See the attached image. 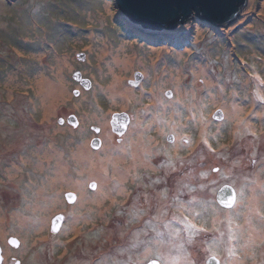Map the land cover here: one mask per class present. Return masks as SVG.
Instances as JSON below:
<instances>
[{
	"label": "rangeland",
	"instance_id": "374dc122",
	"mask_svg": "<svg viewBox=\"0 0 264 264\" xmlns=\"http://www.w3.org/2000/svg\"><path fill=\"white\" fill-rule=\"evenodd\" d=\"M119 52L132 63L114 62L111 68ZM228 52L238 60L229 61ZM81 53L86 61L79 60ZM207 58L217 78L229 81L222 97L238 95L248 107L243 118L253 112L249 99L257 97L261 113L253 127L227 116L224 101L214 103L203 77L195 80L193 66ZM242 67L246 74L255 68L259 78L246 81ZM136 70L146 76L138 90L128 81L141 76L133 75ZM77 71L93 82L90 91L73 79ZM42 74L53 87L62 83L67 91L47 116L45 93L37 85ZM115 78L133 95L114 98ZM177 85L188 94L181 97ZM193 87L200 108L192 105ZM154 90L162 93L161 100H153ZM166 91L172 96H163ZM120 110L135 114L136 122L117 144L110 123ZM72 116L77 127L67 121ZM92 125L104 130L97 149L91 146ZM171 134L176 142L169 140ZM112 153L125 154L126 161L114 166ZM92 160L103 161L115 200L97 198L89 187L95 182L99 189L100 183L89 178ZM118 166H130L127 178L115 173ZM72 180L85 182L86 198L67 185ZM134 180L153 199L147 207L126 203L137 199L129 196L136 191ZM228 184L242 203L224 214L212 201ZM71 191L78 193L75 205L66 202ZM251 196L256 198L253 210ZM206 204L210 219L194 212ZM0 212L8 216L5 239L0 236L4 264L18 259L21 264H142L154 256L164 264H205L212 256L207 250L225 264H264V0H247L228 25L195 16L174 29L136 23L116 0H0ZM60 215L69 221L55 238L53 220ZM76 217L78 233L72 227ZM131 231L135 235L128 239ZM11 238L21 242L20 250L10 248ZM214 240L221 244L218 250L211 249Z\"/></svg>",
	"mask_w": 264,
	"mask_h": 264
},
{
	"label": "water",
	"instance_id": "95a60500",
	"mask_svg": "<svg viewBox=\"0 0 264 264\" xmlns=\"http://www.w3.org/2000/svg\"><path fill=\"white\" fill-rule=\"evenodd\" d=\"M246 1L247 0H116V3L119 9L136 23L150 27H168L174 29L179 25L187 23L194 15L200 16L203 20L211 22L216 26L228 25L242 12ZM78 58L80 61H85L86 54L81 53L78 55ZM140 77H138V79ZM73 79L79 82L85 90H90L92 88V81L83 78V74L80 71L74 73ZM74 94L75 96H79L80 90H75ZM169 95L171 94L169 93ZM217 117L222 119L223 113L220 111ZM113 118H118L124 126L123 130L119 131V134L123 135L129 124V115L121 113L115 115ZM67 121L74 127H77L79 124L75 116L68 118ZM63 122L64 120L61 119L60 123L62 124ZM93 131L98 134L99 128L94 127ZM170 139L173 140L174 136H170L169 140ZM91 146L94 149L99 148L101 146V140L99 138L94 139ZM93 184L95 187L90 186V188L95 190L97 184L94 182L91 185ZM66 198L70 203H73L76 199V195L68 193ZM217 198L221 206L232 208L236 201V191L231 185H225L218 192ZM63 219V215H60L53 220L52 229L55 232L60 230ZM9 244L13 247H17L19 246V241L15 238H11L9 239ZM3 262V250L0 245V264H3ZM150 264L159 263L151 262ZM208 264H220V262L217 258H212L208 261Z\"/></svg>",
	"mask_w": 264,
	"mask_h": 264
},
{
	"label": "bare ground",
	"instance_id": "6f19581e",
	"mask_svg": "<svg viewBox=\"0 0 264 264\" xmlns=\"http://www.w3.org/2000/svg\"><path fill=\"white\" fill-rule=\"evenodd\" d=\"M101 51H102L103 58H104L105 53L107 51L106 45H103V48L101 49ZM228 56H229L228 59L231 62H233L232 60H238V57H236L234 55L232 56L230 53L228 54ZM242 60H240L239 63L241 65H244L243 64L244 60L243 61ZM114 62L115 63L116 62L117 63H120V66L127 65V63H129L131 65V63H132V62H130L129 57L121 55L120 52L114 58V61L111 62V66H110L111 68H112V64ZM153 62H155V59H153ZM198 62L199 63L197 65H194L193 66L194 71H196L195 72V80L198 82L199 78L201 76L203 77L202 83L205 84V85H207L209 87V92L212 95V98H213L214 103L217 104V105H219L220 104V100H221V102L224 101L223 108H224L225 114L227 116L230 117L231 115H235V118H236L235 121L237 122V124H241L242 122L246 121V124L248 126L253 127L252 123L254 122V120L256 119V117L258 116V114L261 113V110H260L261 108L258 109L259 108V105H256V100L255 99L257 97L254 96L253 98H250L249 99V100H251L250 101V106L253 107V112H252V114L251 113H248V115H246L245 118H243V115L247 111L248 107L244 105V102L240 103L238 101V99H239L237 97L238 95H235L236 97H234L233 99H228V100H225V98L222 97V93L224 91H226L227 85L229 86V81L226 79L224 81V83H223V82H221L217 78V76L211 71V69L209 67V58H207V59H201ZM249 65H250L249 63L248 64H245L246 67L249 66ZM193 69H192V71H193ZM248 70H249L248 71V74H246L244 68L242 67V72L246 74V81L251 82V81L256 80L257 78H259L257 76H260V74L259 73L256 74V69L255 68L249 67ZM119 79L120 78H115V80L113 81V85L110 88V92H111L112 96L114 98H116V99L119 96L122 97L123 99H126V98L132 96L134 91L130 92L126 86H122L121 81ZM199 81H201V80H199ZM50 82L51 81L49 80V78H47L46 75H44V74H42L40 76L39 81L37 82V85H38L39 90L42 93H45L44 100H45V104L46 105H45V109L44 110H45V115L46 116L49 115L54 110V107L56 105L55 104V101L56 100H59V99H62V98H64L67 95V91L65 89V85H63L62 83L61 84L58 83V86H54L53 87L50 84ZM246 85L247 84H245L244 87H246ZM259 86L260 87L262 86V82L259 83ZM182 87L183 86H181V85H177L176 86V90L179 92V95L181 97H184V94H188L189 89L182 88ZM234 94H235V90H232L231 95H234ZM9 95H11V93H9ZM190 95L193 97V99H192V105L193 106H196L197 108H200V106H199L200 103L197 100V96L199 94L197 95V93H195V87L192 88V93ZM203 95H205V94H203ZM105 149H107V146L106 145H105ZM135 151H136V149H135ZM140 151H142V150H140ZM140 151L138 150L136 152L139 153ZM109 156H111V158H112L111 162H112V164L114 166H117L121 162L124 163L126 161L125 160L126 159V155L125 154H123V155L118 154V155L115 156L114 153H112ZM142 158H143V155L142 154H139V155L137 154L136 159L142 160ZM88 166L94 168V169H90L89 170V178L90 179H93V178L95 179L96 178L97 181L99 179V181L101 183V184L99 183V189H97V191L95 192V197H97V198L98 197H101L103 199L110 198L111 200L112 199L115 200L116 197H114V195H113L114 192H111V190L107 188V187H109L108 180L110 181L111 178H108L106 175L103 174V170H102L103 167H104L103 161L102 160H99V163L98 162L95 163V161L92 160L88 164ZM59 170H60V168H59ZM131 170L132 169L130 168V166H127V169L126 170L119 169V166L118 167H115V173L119 174V176H121V177H126V178L128 177V173H130ZM61 176H63V175L60 174L58 178H60ZM84 183L83 182L82 183H80V182H76L75 183V181L72 180L71 182L67 183V185L68 186L75 187L78 190H81L82 191L83 189H81V188L84 186L83 185ZM122 190L123 189H120L119 191L122 192ZM81 193H83V191ZM85 195H86V193H83L82 194V198H86ZM141 195H142L141 198H144V197L148 198L150 196V193L146 191V192H142ZM252 196H255V195H252ZM251 197H250V199H252V200L253 199L254 200L256 199V198H253V197L251 198ZM82 200H84V199H82ZM85 200H90V201L95 202L94 199H85ZM101 200L102 199H100V201ZM254 200L252 202L250 201L252 203L251 204L252 210H253V208L255 209V207H256V200L255 201ZM247 211L249 213L250 208H248ZM7 217H8L7 215H3L0 212V236H1V239H5V236H6L5 235V230H4L5 229V227H4L5 223L3 222V220L5 218H7ZM73 219L75 220V222L72 224V227L74 229L73 232L74 233H78L79 228L77 227V225H78L77 217L76 218H73ZM45 224H47V220L45 222H43L42 226H44ZM244 227H248V224H245ZM256 234H260V232L258 231ZM8 244H9V241H8ZM9 246H10V248L13 247L10 244H9ZM2 250H3V254L5 255V251H4L3 248H2ZM6 253L7 254L9 253L8 249H7V252Z\"/></svg>",
	"mask_w": 264,
	"mask_h": 264
},
{
	"label": "flooded vegetation",
	"instance_id": "af4514ba",
	"mask_svg": "<svg viewBox=\"0 0 264 264\" xmlns=\"http://www.w3.org/2000/svg\"><path fill=\"white\" fill-rule=\"evenodd\" d=\"M86 61V60H85ZM81 72V71H80ZM137 74H140L141 75V77L139 78V79H136V78H134V79H129L128 81H129V83H130V85H131V88L132 89H136V90H138V89H141V87H142V85L144 84V81H145V78L144 77H146L145 76V73H143L141 70H136L135 72H134V76H136ZM83 78H84V76H83ZM78 84L81 86V88H83L84 89V87L78 82ZM92 85H93V82H92ZM85 90V89H84ZM91 90V89H90ZM89 90V91H90ZM85 91H88V90H85ZM170 91V90H169ZM169 91H166V92H164L163 93V96H167V95H169L168 94V92ZM81 93V92H80ZM171 95H169V96H172V93L171 92H169ZM153 95H152V98H153V100L154 101H158V100H161L162 99V93H160L159 94V91H156V90H154L153 91V93H152ZM159 98V99H158ZM168 98H166V100H167ZM123 112H125V111H122V110H120V111H116V112H114L113 113V115H112V119H111V123H110V127H111V133H112V136L114 137V139L116 140V142H117V144H122L123 142H124V138H125V136H126V134H127V132H128V130L130 129V126H131V123L132 122H136L135 121V114H129L128 112V115H129V124H128V126L126 127V130H125V133L123 134V135H120L119 134V131L120 130H123V128H124V126L121 124V122L118 120V118H113L114 117V115H118V114H121V113H123ZM79 122V121H78ZM94 127H98V126H96V125H92L91 127H90V131L92 132V134H94V137L93 138H91V140L93 141L94 139H98L99 138V136H102V131H104V130H102V128H100V127H98L99 128V133L98 134H96L94 131H93V128ZM170 136H174L173 134H171V135H169L168 137H170ZM100 139V138H99ZM174 139H175V136H174ZM173 139V140H174ZM101 140V143H102V139H100ZM166 140H168L167 138H166ZM173 142V141H172ZM175 142H176V139H175ZM174 142V143H175ZM91 144H92V142H91ZM173 144V143H172ZM138 170V169H137ZM136 170V171H137ZM140 171V170H139ZM142 171V174H143V180L145 179V174H146V171L144 170V169H142L141 170ZM141 179V178H140ZM92 184V183H91ZM91 184H90V186H91ZM97 184V183H96ZM229 185V184H228ZM89 186V187H90ZM131 186H132V188L134 189L135 188V192L134 193H132V194H129V196H134V197H136L137 199H134V200H131V197L128 199V201L126 202V203H130V204H132L134 201H135V203L136 204H134V205H137V206H142V207H147V204L146 203H148V202H150L149 200H153L152 198H146V197H144V198H140L142 195H141V193L142 192H146V189L144 188V186L142 185V187H141V184L140 183H136V180H134V182L131 184ZM225 185H222L218 190H217V193H216V197H215V201L213 200L212 202L213 203H215L214 205L217 207V210L216 211H218V212H222V213H227V214H230L231 212H233V211H236L240 206H238L239 204H241L242 202H241V200H240V198H239V193L237 192V190H236V188L235 187H233L234 189H235V191H236V201H235V204H234V206L232 207V208H225V207H223V206H221V204L219 203V201H218V198H217V196H218V192L220 191V189L222 188V187H224ZM129 189V188H128ZM127 189V190H128ZM97 191V187H96V189L94 190V192H96ZM68 193H73V194H75L76 195V199H75V201L73 202L74 204H70V205H75V204H77L78 203V200H79V197H78V193H75V192H68ZM67 193V194H68ZM66 194V195H67ZM67 199V198H66ZM157 201H161L160 199L159 200H157ZM66 202H69L68 200L66 201ZM70 203V202H69ZM69 203H68V205H69ZM213 205V206H214ZM125 206V205H124ZM238 206V207H237ZM205 207H207L206 209L205 208H200V209H196V210H194V212L198 215L199 213H198V211L200 212V215L199 216H202V217H206V216H208V218L210 219V212H209V210H211L210 209V207L208 206V204H206V206ZM198 210V211H197ZM64 217V219H63V223H62V226H61V228H60V230L58 231V232H55L53 229H52V233H51V236H54L55 238L57 237V236H59L60 235V233H61V231L63 230V228L66 226V222L67 221H69V218L67 219V216L66 215H64L63 216ZM226 222H228V223H230L229 222V219H228V221H226ZM68 223V222H67ZM230 232V231H229ZM191 234V233H190ZM135 235V231H131L130 233H128V239L131 237V236H134ZM228 235V234H227ZM226 235V236H227ZM75 238H73V240H74ZM131 239H132V237H131ZM131 239H130V242H128V245L130 246V248L132 247V242H131ZM213 243H211L210 245H212L211 246V249H214V250H218V248H220L219 247V245H221V244H218L215 240L214 241H212ZM21 242H19V246H17V247H15V249L16 250H20L21 249ZM147 245H148V243L147 244H143L142 246H140L139 248H138V250H136V252H137V254H139V253H141V252H143V251H145L144 249H146V247H147ZM216 245V246H215ZM149 247H151V249H153V245L151 244V246H149ZM229 249H231V247H228ZM222 249H224V245L222 244ZM229 249H227V250H224V251H226V252H228V254L229 253H232V250H229ZM210 254H212V256H210V258H207L206 259V261H205V264H208V261L210 260V259H212V258H217L218 260H219V262H220V264H225L223 261H222V259H220L219 258V256H217V255H215L214 253H212V252H210L209 250H207ZM4 255V254H3ZM67 255H68V252H66L65 254H64V257L63 258H66L67 257ZM74 257V256H73ZM100 257H102V256H100ZM69 259V258H68ZM21 259H18L17 260V264H21V261H20ZM77 261H79V259L77 260ZM151 262H158L159 264H164L163 263V261L160 259V258H156L155 256L154 257H152V258H149L148 257V259L145 261V263H142V264H150ZM5 263V255H4V262H3V264ZM64 264H71L70 262H65ZM75 264H83V263H81L80 261L79 262H77V263H75Z\"/></svg>",
	"mask_w": 264,
	"mask_h": 264
},
{
	"label": "trees",
	"instance_id": "16d2710c",
	"mask_svg": "<svg viewBox=\"0 0 264 264\" xmlns=\"http://www.w3.org/2000/svg\"><path fill=\"white\" fill-rule=\"evenodd\" d=\"M194 17H195V15H194ZM194 17H193V18H194ZM196 17L201 18L200 16H196ZM201 19H202V18H201Z\"/></svg>",
	"mask_w": 264,
	"mask_h": 264
},
{
	"label": "snow or ice",
	"instance_id": "6c2138e0",
	"mask_svg": "<svg viewBox=\"0 0 264 264\" xmlns=\"http://www.w3.org/2000/svg\"><path fill=\"white\" fill-rule=\"evenodd\" d=\"M92 187H95V185L93 184V185H91ZM231 203V202H230Z\"/></svg>",
	"mask_w": 264,
	"mask_h": 264
}]
</instances>
